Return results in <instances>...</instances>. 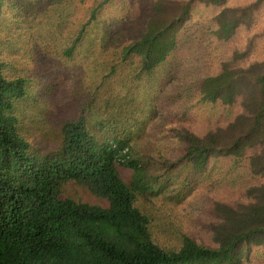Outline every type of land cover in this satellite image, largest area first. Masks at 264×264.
<instances>
[{
  "label": "trees",
  "instance_id": "16d2710c",
  "mask_svg": "<svg viewBox=\"0 0 264 264\" xmlns=\"http://www.w3.org/2000/svg\"><path fill=\"white\" fill-rule=\"evenodd\" d=\"M231 1L0 0V264L264 259V59L248 61L254 38L225 54L217 72L175 82L195 41L225 46L264 7ZM53 50L91 75L69 113L58 107L59 147L40 153L25 134L50 129L35 86L52 83ZM153 120L169 146L155 154L140 148ZM69 182L103 204L63 197ZM170 188L165 230L175 244L141 204ZM195 197L203 207L186 216Z\"/></svg>",
  "mask_w": 264,
  "mask_h": 264
},
{
  "label": "rangeland",
  "instance_id": "374dc122",
  "mask_svg": "<svg viewBox=\"0 0 264 264\" xmlns=\"http://www.w3.org/2000/svg\"><path fill=\"white\" fill-rule=\"evenodd\" d=\"M255 0H232L231 5H245ZM209 11L201 9L198 11L197 16L201 19L209 18ZM200 33L198 34V36ZM254 38L253 51L250 54L249 62L264 59V7L256 14V22L250 30L243 29L235 37V40L225 46L218 45L211 38H199L194 43H197L194 47L193 53H181L182 63L177 70L176 81L184 82L188 84L194 76L201 74L204 71L206 73L217 72L220 61L224 59L225 54L232 52L234 47L245 48L248 42ZM57 45H64L62 40L56 41ZM56 50L51 53L52 58H47L45 61L47 65V75H49L52 83L42 81L39 86H35L36 96L41 102L46 105L48 109L47 118L49 117L50 129L44 134L39 128L32 126L30 131H27L26 138L33 144L34 149L40 153H47L56 150L59 147L61 136L59 135V124L65 119L62 112L59 113L60 107L64 108V114L69 113L72 103H75L79 97L80 87L84 81L88 80L91 75V71L88 68H78L74 64H67L64 59L54 56ZM80 61V58H79ZM208 61V62H207ZM89 63V62H88ZM78 68H76V67ZM87 66V65H86ZM89 75V76H88ZM81 84V85H80ZM39 93V94H38ZM68 116V115H67ZM152 124H149V128L142 133L140 139V148L145 152L152 151L156 153L157 149L164 150L168 146V141L165 140L163 134L160 132V128L156 125L158 120H153ZM156 123V124H155ZM33 124V123H30ZM172 146H174L172 144ZM149 154V153H147ZM122 175L125 178H132V171L126 167H121ZM171 190L155 195V193L148 194L147 198L141 201L143 208L147 211L152 218H154L156 224V230L161 232L165 236V240L169 244H175V237L171 234L168 228L169 223V205L172 202L173 193ZM62 195L65 198H71L79 202L90 203L93 205H102V201L91 194L87 188L78 185L73 182H69L63 185ZM200 198V197H199ZM198 197L185 202L182 210L187 216L194 217L201 211ZM200 209V210H199ZM173 215V212H171ZM178 214V213H177ZM195 232L202 233L206 240L205 229L199 225L194 226ZM162 237V235L160 236ZM255 259V258H254ZM256 258L255 260H258ZM256 264V263H255ZM258 264H264V259L259 260Z\"/></svg>",
  "mask_w": 264,
  "mask_h": 264
},
{
  "label": "built area",
  "instance_id": "2783aa9c",
  "mask_svg": "<svg viewBox=\"0 0 264 264\" xmlns=\"http://www.w3.org/2000/svg\"><path fill=\"white\" fill-rule=\"evenodd\" d=\"M126 152H127V150L124 151V153H126Z\"/></svg>",
  "mask_w": 264,
  "mask_h": 264
}]
</instances>
